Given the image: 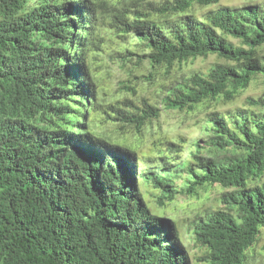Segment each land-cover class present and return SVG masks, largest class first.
Segmentation results:
<instances>
[{
	"label": "trees",
	"instance_id": "16d2710c",
	"mask_svg": "<svg viewBox=\"0 0 264 264\" xmlns=\"http://www.w3.org/2000/svg\"><path fill=\"white\" fill-rule=\"evenodd\" d=\"M220 1L0 0V264H192L179 198L200 261L255 264L264 93L219 107L264 78V0Z\"/></svg>",
	"mask_w": 264,
	"mask_h": 264
},
{
	"label": "rangeland",
	"instance_id": "374dc122",
	"mask_svg": "<svg viewBox=\"0 0 264 264\" xmlns=\"http://www.w3.org/2000/svg\"><path fill=\"white\" fill-rule=\"evenodd\" d=\"M250 0H221L220 5H243ZM217 5H212L211 7H217ZM220 60L215 55H210L207 58L199 57L187 61L182 64V67L186 70L189 69H196L201 70L203 72H207L211 67L212 63ZM102 63V62H101ZM105 68L102 70L100 74L99 82L102 83V88L106 90L108 93L106 97L110 99L114 93V88L118 83V80L121 76V72L118 67L113 66V62H103L102 63ZM159 80V79H158ZM262 93H264V78H258L252 82L249 88H247L240 98L234 103L230 105L220 106L219 108H226V107H235V105H241L247 96H255L258 97ZM178 114L171 113L170 111H165L161 117V122L163 127H167V131L171 134H178L179 132L185 134L190 138V140H194L196 138L203 137L204 134L199 125H197L196 121H186L185 123H179ZM153 209L162 214L164 218H168L170 220H176L179 223L178 230L180 229V235L183 238V244L187 251H189L191 257L192 264H209L205 261H200L198 258L201 256V251L199 247L193 241V238L188 230V226L191 224V219L189 215L191 214V209H189L188 213H186V209L184 208L183 199L179 198L178 200L170 203L164 209H157V204L155 202L151 203ZM187 215V219H186ZM257 253L258 258L254 262L255 264H259L264 259V228H262L260 240L257 244Z\"/></svg>",
	"mask_w": 264,
	"mask_h": 264
}]
</instances>
